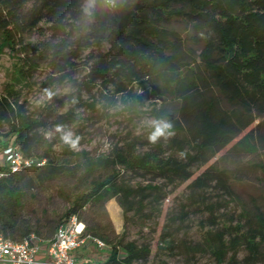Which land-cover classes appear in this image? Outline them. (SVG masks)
<instances>
[{
  "label": "trees",
  "instance_id": "obj_1",
  "mask_svg": "<svg viewBox=\"0 0 264 264\" xmlns=\"http://www.w3.org/2000/svg\"><path fill=\"white\" fill-rule=\"evenodd\" d=\"M5 48L16 58L17 80L47 70L54 85L84 69L86 84L100 86L111 97L174 105L160 111L168 119V134L143 153L130 148L88 160L90 170L115 171L93 179L54 228L55 234L76 215L85 224V235L111 246L105 260L87 264H149L156 255L150 242L122 235L112 244L90 231L88 220L81 218L88 204L116 197L125 223L131 210L145 219L158 217L168 187L188 183L195 191L228 189L227 172L212 160L223 152L256 153L258 142L264 147V0H0V55ZM19 107L8 97L0 100V152L18 145L32 161L18 172L0 163V172L7 171L0 177V235L15 241L32 234L41 238L20 215L27 181L35 178H29V171L36 169V177L45 178L62 166L50 150L34 154L41 121ZM121 172L150 178L133 184ZM214 206L209 204L211 216ZM216 219V229L188 245V251L205 247L215 264H264L263 214L242 211L235 225ZM177 246L167 223L158 247ZM241 248L247 252L239 260Z\"/></svg>",
  "mask_w": 264,
  "mask_h": 264
},
{
  "label": "rangeland",
  "instance_id": "obj_2",
  "mask_svg": "<svg viewBox=\"0 0 264 264\" xmlns=\"http://www.w3.org/2000/svg\"><path fill=\"white\" fill-rule=\"evenodd\" d=\"M15 63L16 58L5 48L0 55V100L8 97L16 107L20 105L19 112L41 121L34 154L50 150L62 164L60 169H52L54 175L45 178L36 177V169L29 171V178H35L31 184L27 181L24 207L20 211L27 224L40 232L41 239L47 240L54 236L55 227L64 221L63 215L76 197L90 190L93 179L115 171L112 167L90 170L88 160L114 156L130 148L143 153L153 142L151 137H158L155 140L158 141L168 134V119L160 111L163 107L173 110L174 105L148 98L134 104L129 97H111L100 86L86 84L84 69L54 85L47 80V70L39 71L31 79L17 80ZM64 113L69 114L60 118ZM258 146L256 153L223 152L212 160L227 172L228 189L195 191L188 188V183L177 189L168 187V196L158 217L146 220L142 212L131 210L127 212L125 223L123 208L116 197L105 203L88 204L80 217L88 220L90 231H98L112 244L122 235L140 243L150 242L156 255L149 264H215L207 248L188 251V245L194 246L204 239L207 231L216 229L217 223H212L215 216L218 224L235 225L234 219L236 221L242 211L264 215V147L260 142ZM5 161L0 152V163ZM121 177L133 184H145L150 178L135 172H121ZM210 203L215 205V216L210 215ZM167 223L178 242L175 250L158 247ZM108 245L98 248L107 253L111 250ZM246 252L241 248L238 259H243ZM106 258L107 255L104 260Z\"/></svg>",
  "mask_w": 264,
  "mask_h": 264
},
{
  "label": "built area",
  "instance_id": "obj_3",
  "mask_svg": "<svg viewBox=\"0 0 264 264\" xmlns=\"http://www.w3.org/2000/svg\"><path fill=\"white\" fill-rule=\"evenodd\" d=\"M8 169L18 172L30 167L32 161L25 158L21 148L13 145L5 149ZM7 174L4 170L0 177ZM85 224L78 216L73 215L70 220L61 225L54 236L47 241L46 264H77L73 252L81 247L89 238L85 235ZM100 247L105 243L94 238ZM45 241L35 234L22 241H15L0 235V264H38V255L42 251L41 243Z\"/></svg>",
  "mask_w": 264,
  "mask_h": 264
},
{
  "label": "crops",
  "instance_id": "obj_4",
  "mask_svg": "<svg viewBox=\"0 0 264 264\" xmlns=\"http://www.w3.org/2000/svg\"><path fill=\"white\" fill-rule=\"evenodd\" d=\"M49 240V239H48ZM45 240L41 243L42 251L38 255V264H46V247L47 241ZM98 245V243L94 240V238H89L81 247L76 249L73 252V256L75 257L77 264H87L90 262L96 263L104 260V257L110 253L103 251ZM103 251V252H102Z\"/></svg>",
  "mask_w": 264,
  "mask_h": 264
},
{
  "label": "clouds",
  "instance_id": "obj_5",
  "mask_svg": "<svg viewBox=\"0 0 264 264\" xmlns=\"http://www.w3.org/2000/svg\"><path fill=\"white\" fill-rule=\"evenodd\" d=\"M110 2H113V0H110ZM168 127H170V125H168ZM150 139H152L153 142H155V140L158 139V137L153 136V137H151ZM181 155H183V154H181Z\"/></svg>",
  "mask_w": 264,
  "mask_h": 264
}]
</instances>
